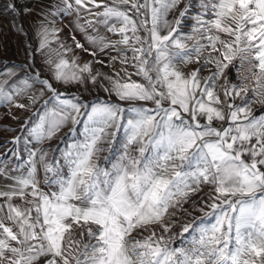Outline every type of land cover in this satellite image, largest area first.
Here are the masks:
<instances>
[{
  "label": "snow or ice",
  "instance_id": "snow-or-ice-1",
  "mask_svg": "<svg viewBox=\"0 0 264 264\" xmlns=\"http://www.w3.org/2000/svg\"><path fill=\"white\" fill-rule=\"evenodd\" d=\"M73 14L83 64L51 46ZM38 15L28 63L0 69V102L31 113L26 158L0 154V264H264V0H44Z\"/></svg>",
  "mask_w": 264,
  "mask_h": 264
},
{
  "label": "rangeland",
  "instance_id": "rangeland-1",
  "mask_svg": "<svg viewBox=\"0 0 264 264\" xmlns=\"http://www.w3.org/2000/svg\"><path fill=\"white\" fill-rule=\"evenodd\" d=\"M5 3V0H0V69L4 67V64L7 63L8 66H12L13 64L19 66L24 65L28 63L29 60V46L32 50H36V44L32 41V38L30 35L27 36V27L26 23L24 21L25 14L21 13L18 16H12L7 11L4 10L3 4ZM17 8L21 9V7L18 5L17 1ZM15 25V27H14ZM23 25L24 27V33L18 32L16 29L18 26ZM187 31V29H185ZM75 50L74 55L67 57L69 60L73 58V56H76L79 58V63L83 64L85 62L92 61L94 58L89 55V53H86L85 51H81L80 49L73 48ZM35 52H33V55L31 57L33 63L35 64V68L38 70H41L42 72V78L44 79H51V73L48 70V67H43L40 61H38L37 56L35 55ZM112 55H115L113 52ZM101 59L105 60V62L108 61L109 57L108 55L101 54ZM119 65L117 64V67ZM94 68L101 71H108V68H101L100 65L96 64L94 65ZM246 74V73H245ZM205 75H207V72H205ZM229 76L232 79L233 82H237L235 76L233 75L231 69L229 70ZM54 86L58 88L60 91H69V92H76V87H69L65 88L63 85H58L54 81ZM95 90H93V95H95ZM98 95L101 98L106 97V93L103 91H100ZM251 95V93L249 94ZM86 98L92 99L93 96L88 95L85 93ZM237 104L241 103L240 99L238 98L236 101ZM255 111H260L259 105H254ZM0 112H3L4 118L0 120V154H7L8 156H11V152L9 150H19L21 153V156L23 158H26V152L24 151L25 145L23 144V137L25 135V131L22 130L23 123L25 119L31 115L30 112H25L20 109H16L9 104L1 103L0 102ZM18 117V119H13V117ZM71 127V126H69ZM68 131L67 128H65L58 136L57 138L53 139L51 141V146H55L57 143L60 142V137H63L65 133ZM21 137V143L19 145H14L11 141L15 137ZM46 147L49 145H45ZM101 160H103L104 156H107L108 153L104 152L101 153ZM14 159V157L12 158ZM207 191V189H205ZM203 195V193L199 194ZM193 199H198V196H194ZM186 208H190V205H185ZM197 216L200 215V213H196ZM186 218V217H185ZM174 232L179 231V225H177L176 228L173 229Z\"/></svg>",
  "mask_w": 264,
  "mask_h": 264
},
{
  "label": "crops",
  "instance_id": "crops-1",
  "mask_svg": "<svg viewBox=\"0 0 264 264\" xmlns=\"http://www.w3.org/2000/svg\"><path fill=\"white\" fill-rule=\"evenodd\" d=\"M18 5L23 8V7H29L32 9V11L28 14H25V23H26V27H27V36L30 35V37L32 38V41L36 44V47H38V38L35 36L34 32H35V26L37 23H39V15L38 13L40 12V5L41 3L44 2V0H16ZM83 22V21H81ZM55 27L61 29V31L59 32V39L57 41H55L51 46L53 48L58 47L60 42H63L64 44H66L67 46H70L72 48V51L69 52L67 54V57H70L72 55H74L75 50H73V48L75 47L73 44V41L71 39L72 35H75L76 38L82 43L84 44L85 48H90L91 45L88 44V42L86 41L84 34L79 32L78 30H75V15H69V16H60L56 18V23H55ZM100 28L101 33H104L106 35H108L111 39H116L115 36H112V34L110 33H106L105 29L102 26H98ZM89 31H91V29H89ZM81 50V49H80ZM47 50H45L46 52ZM83 51V50H81ZM88 53V52H86ZM35 55L37 56L38 61H40V63L42 64L43 67H48L45 63H44V56L41 54L40 51H36ZM2 103V102H1ZM5 103V102H3ZM7 104V103H6ZM4 113L0 112V120L4 118Z\"/></svg>",
  "mask_w": 264,
  "mask_h": 264
}]
</instances>
